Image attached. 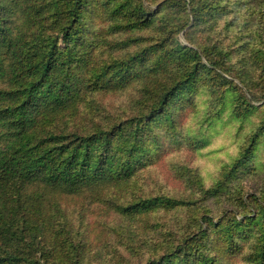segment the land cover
<instances>
[{"label":"trees","instance_id":"16d2710c","mask_svg":"<svg viewBox=\"0 0 264 264\" xmlns=\"http://www.w3.org/2000/svg\"><path fill=\"white\" fill-rule=\"evenodd\" d=\"M101 1L0 0V264H92L85 232L63 219L60 201L98 200L115 190L128 195L155 150L150 141L161 136L155 129L174 120L175 105L189 104L206 76L215 73L226 91L240 92L242 101L231 106L235 118L256 109L250 104L249 112L247 100L264 105V0H168L156 9L149 0ZM168 9L175 16L163 21ZM157 15L164 36L151 50L96 58L99 41L150 27ZM185 29L187 39L197 34L202 41L181 44L176 35ZM238 39L245 45L235 60ZM256 60L261 71L250 69ZM145 61L151 66L142 107L128 116L104 114L92 95L123 89L131 68ZM262 137L264 125L197 199L132 195L115 204L127 227L191 210L190 230L169 241L168 252L139 264H229L239 255L244 264H264V198L229 184L249 166ZM222 198L233 202L219 215L200 204Z\"/></svg>","mask_w":264,"mask_h":264},{"label":"rangeland","instance_id":"374dc122","mask_svg":"<svg viewBox=\"0 0 264 264\" xmlns=\"http://www.w3.org/2000/svg\"><path fill=\"white\" fill-rule=\"evenodd\" d=\"M167 1L149 0V4L152 9L163 8ZM174 11L175 9L165 10L162 13L163 21L173 18ZM153 20L150 27H139L130 34L115 32L108 37V41H99L94 47V55L102 61L110 54L124 56L136 54L142 48L151 50L158 39L164 36L165 28L159 15ZM187 30L177 33L178 41L188 46L193 45L190 41L192 39L198 45L202 41V35L197 38V34H194V37L187 39L184 34ZM167 42L170 43L171 40ZM235 43L234 46L239 47L234 56L237 60L241 58V46L245 43L239 39ZM125 45L128 46L124 48ZM160 56L161 52L155 54L156 62L160 60ZM259 62L261 61L249 62L250 69L258 70ZM149 66L150 61H145L141 66H133V78L123 89L92 95L99 109L104 114L121 116L138 111L143 105L142 86L150 75ZM173 69V64L168 65L167 74L171 75ZM217 78L215 73L206 76L202 86L188 95L189 104L181 108L180 105H175L177 112L173 116L174 120L155 129L161 136L150 141V147L155 150L145 159L146 164L139 170L137 181L127 187L128 195L115 190L106 193L103 199L93 200L86 195L60 201L58 210H61L63 219L68 220L74 231L85 232L92 264H139L146 262L150 254L161 255L168 252L170 247L165 245L190 230L191 210L181 208L164 211L152 216L146 223L137 221L127 227L128 220L115 209V204H123L132 195L199 198L203 187H212L223 170L233 168L243 155L254 130L264 125L263 101L250 103L247 100L249 112L250 104L256 109L246 119H237L232 110L243 97L240 92L236 94L234 89L226 91L224 83ZM229 184L230 187L239 184L240 188H244V193H256L255 197L263 200L264 137L254 151L249 166L242 168ZM232 202L228 198H222L200 204L207 203L213 213L219 215ZM128 230L133 231L130 239L127 238ZM248 251L246 247L244 254ZM228 262L244 264V256H236L228 259Z\"/></svg>","mask_w":264,"mask_h":264}]
</instances>
